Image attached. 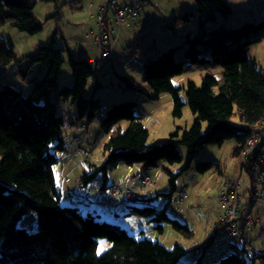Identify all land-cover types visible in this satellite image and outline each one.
I'll return each instance as SVG.
<instances>
[{"label":"trees","instance_id":"trees-1","mask_svg":"<svg viewBox=\"0 0 264 264\" xmlns=\"http://www.w3.org/2000/svg\"><path fill=\"white\" fill-rule=\"evenodd\" d=\"M44 1L57 3L58 0ZM195 3V12L185 13L171 24L174 27L179 23L190 24L195 14L200 17L202 33L193 38L187 36L184 61H175V48L164 51L155 60L145 63L143 78L154 93L153 100L158 101L160 96L167 94L171 97L175 118H182L187 106L196 118L193 127L182 133L177 131L167 143L149 146V131L143 117L136 114L137 104L127 101L112 105L101 120V129L108 137L103 147V163L90 166L91 172L81 177V187H88L98 175H102L100 189H107L108 196L113 198L109 190L114 186L107 185L110 172L122 166H138L140 173H144L158 168L163 162L171 166L180 164L179 146L187 150L186 169H189L205 148H221L236 140L235 157L241 163L242 152L254 128L264 121V69L249 58L247 52L252 44L264 38V20L206 33L204 20L216 19L217 14L227 17L232 10L226 0H195ZM33 9L34 5L29 0H0V28L9 25L29 35L41 33L43 26L34 17ZM65 51L74 85L60 89L58 77L65 63ZM207 53L210 58H201ZM26 59L29 67L39 66L45 70L40 79L30 81L33 84L30 93L25 96L9 86L0 90V264H190L183 262L187 250L179 243L170 250L160 241L137 240L118 225L101 221L91 213L86 215L77 207L62 206L55 167L60 163L57 154L66 152L63 139L65 120L57 115V107L59 103L72 102L77 107V121H86L85 126L88 127L100 112L101 102L85 98L84 94L91 80L95 81L94 89L101 87L96 75L98 66L104 61L98 56L94 66L90 60L76 59L69 49H56L53 39L41 45L37 54ZM19 62L9 43L0 38V65L3 70ZM187 64L206 72L201 86L193 82L182 87L173 84V80L184 73ZM217 69H220L219 75L214 73ZM20 75L27 79V72L21 71ZM130 83H126L129 88L149 97L146 90ZM181 91L186 92L187 105L181 100ZM234 116L239 117L242 127L232 123ZM121 124L127 125L125 131L117 128ZM263 148L264 126L250 162L264 159ZM84 155L86 160L91 158L87 152ZM216 167L220 184L217 200L222 210L220 193L224 181L230 178L212 162L198 163L196 171L205 175ZM165 173L171 185L169 194L165 196L171 202L177 192L175 181L179 174L166 169ZM240 174L241 178L243 174L249 178L247 185L242 181L243 191L247 193L242 205L243 215L252 213L258 201L264 198L255 194L257 183L254 176L246 170ZM146 179L148 182L142 184ZM139 184L137 190H132L136 192V200L126 207L129 215L150 219L160 235L164 233V225L168 224L177 235L191 241L193 231L188 225L172 219L167 207L158 210L151 205V200H143L146 202L143 207L136 205L139 192L146 187H158L150 177L141 178ZM181 192H186L189 199L188 191L178 192L175 209ZM30 212L38 215L37 231L18 227V222ZM219 233L220 230L216 229L214 234ZM252 233L247 235L242 229L239 240H229L231 253L215 264H264V252L248 248L253 244ZM213 236L203 247L214 242L216 237ZM99 239H106L110 244L102 255L97 253Z\"/></svg>","mask_w":264,"mask_h":264},{"label":"rangeland","instance_id":"rangeland-1","mask_svg":"<svg viewBox=\"0 0 264 264\" xmlns=\"http://www.w3.org/2000/svg\"><path fill=\"white\" fill-rule=\"evenodd\" d=\"M34 5L33 15L39 23L42 24L43 30L36 35L22 33L17 29L4 25L0 28V38L6 40L10 47L14 50L18 60V64H12L6 70L0 65V90L5 86L12 87L25 96H27L33 88L30 81L40 79L45 70H41L39 66L29 67V56L35 55L39 51V47L47 44L52 39L55 42L56 49H69L74 58H84L90 60L96 66L98 58V50L94 41V37L99 33L98 14L95 20L92 18L91 0H58L48 2L44 0H29ZM118 7H141L143 12L137 20L123 22L120 28L119 43L112 53L113 63L110 68H103V64L98 66L96 81L101 87L94 89L95 81L91 80L84 94L85 98L99 99L101 102V110L95 120L86 127V121L78 122V111L76 105L72 102L66 104H58L57 115L62 116L65 120L63 128V139L68 153L78 154L80 157L76 166V173L83 168L89 169L90 166H100L103 163V147L108 137L101 129V120L105 116L107 110L115 104L127 101L135 102L138 106L136 114L143 117L144 124L149 131L148 145H160L167 143L170 137L179 131L180 133L190 130L195 123V116L186 106L183 111L182 118L173 116V102L171 97L167 95L160 96L158 101L153 100L154 93L143 82L144 65L148 61L155 60L159 55L175 48L174 59L177 63L184 61V53L187 48L186 38L188 35L194 37L201 34V20L198 15H194L190 24L179 23L177 26H171L175 19L181 18L185 13L195 12V0H116ZM232 12L227 17L220 14L216 15V19L204 20V30L206 33L223 29H233L240 27L245 23H259L264 20V0H226ZM113 12H109L108 18L113 19ZM131 22V23H130ZM130 24V25H129ZM129 25V26H126ZM88 35L93 37L88 39ZM254 40V39H252ZM249 58L255 60L260 67L264 69V38L252 44L248 50ZM87 53V54H86ZM85 54V55H84ZM201 58H210V54L202 55ZM65 63L62 66L58 77V87H73L74 78L72 70L69 66L68 54L64 52ZM104 69V70H103ZM21 71L27 72V79H23L20 75ZM215 75H219L220 69L214 71ZM206 72L187 64L184 73L173 80V84L177 87L187 86L188 83H195L197 86L202 85V77ZM127 79V81H125ZM134 85L139 89L146 90L148 96L140 94L137 90L129 88L126 83ZM132 85V86H133ZM183 103L187 105V96L185 91L180 92ZM232 123L237 127H242L243 123L238 116H234ZM122 131L127 129L126 124H121L117 128ZM205 127V125H204ZM238 144L236 140H231L223 147L211 146L201 151L189 169L187 166V150L184 146H179L182 156L180 164L169 165L165 162L147 172H142L138 176L136 168L120 167L110 172V181L113 179L117 186L125 189L137 190L141 178L150 177L152 181L158 184L157 189L146 187L144 192L138 193L139 201L137 205L146 203L143 200H151V205L162 210H166L174 220H179L182 224L188 225L195 235L194 242L197 247L191 248V241L177 235L174 229L168 224L164 225V229L168 231L165 239H162L160 233L155 229V224L150 219H144L132 214L130 217L122 219H111L107 223L118 225L127 230L128 233L137 240L148 239L158 241L172 250L176 243H179L187 250V255L183 258V262L190 264H215L222 257L231 253L221 234H217L213 243L203 247V244L210 238L212 232H208L209 227H214L218 222V210L220 206L217 203L216 190L212 187L214 179L219 176L217 167L205 175H201L196 171V167L200 162H212L217 164L221 173L230 179L237 178L239 173L238 158L235 157V150ZM91 154L89 160L85 159V153ZM264 152V148H263ZM59 157L68 156V154H57ZM239 165H241L239 161ZM62 168L57 165L55 168ZM165 169L173 174H179L175 183L177 192L173 194L172 201L165 196L169 194L171 185L170 178L165 173ZM59 169L56 170L58 182L61 180ZM136 176V177H134ZM216 180V179H215ZM241 180L249 183L246 174L242 175ZM103 182V176L91 183V187L99 188ZM186 190L189 193V199L184 206V212L191 215L190 222H186L183 213H173L175 211L174 201L177 193ZM67 191H65L66 193ZM195 198L199 199L197 203ZM80 200V199H77ZM190 200V202H189ZM188 203V204H187ZM63 207H77L83 213L86 205L82 201L78 204L69 202V197L64 194L62 198ZM119 214H129V209L120 207ZM261 208V216L263 218L253 230V237L256 244H264V200H259L256 204L253 214L259 215L258 209ZM102 221V220H101ZM19 228H32L37 231L38 215L30 212L22 217L18 222ZM207 230L205 233L204 230ZM180 240V241H179ZM110 248V244L106 239L98 240V255H102ZM200 260V261H199ZM259 264V263H258Z\"/></svg>","mask_w":264,"mask_h":264},{"label":"built area","instance_id":"built-area-1","mask_svg":"<svg viewBox=\"0 0 264 264\" xmlns=\"http://www.w3.org/2000/svg\"><path fill=\"white\" fill-rule=\"evenodd\" d=\"M109 12H113V19H109ZM143 9L141 7H125L120 8L116 0H104L103 4L99 7L98 12V26L99 33L94 37L95 44L97 45L98 56L100 60L108 62L110 54L116 44L117 39L114 34L117 32L115 27H120L123 22L136 20L140 17ZM107 18V23H106ZM118 34V32H117ZM92 37L88 35V39ZM103 68H108V65H103ZM264 126V121L259 123L253 130L250 139L247 141L242 152V160L240 170L235 179H226L220 193V204L222 206V214L219 216L217 222V230L227 240H239L242 237V229L247 235L251 234L256 222L259 220L258 216H254L251 212H245L241 215L243 201L247 193L243 191V182L241 174L246 170L253 175L257 187L255 194L264 198V159L259 161L250 162L251 156L256 150L260 142V131ZM146 179L142 184H146ZM109 195L113 198L119 199V205L123 207H130L136 200V192L132 190H125L123 187L114 186L110 188ZM188 200V194L181 192L177 200V213H181L185 203ZM250 238V237H249ZM250 243H252L250 241ZM251 250V244L248 247Z\"/></svg>","mask_w":264,"mask_h":264},{"label":"crops","instance_id":"crops-1","mask_svg":"<svg viewBox=\"0 0 264 264\" xmlns=\"http://www.w3.org/2000/svg\"><path fill=\"white\" fill-rule=\"evenodd\" d=\"M144 1H146V0H142V2H144ZM80 3H82V0H79V4ZM102 4H103V0H91L90 8H91V11L94 12L92 15V18L94 20H95V16L99 12V7ZM129 25H126V26H129ZM121 27H118V26L115 27L116 31L118 32V34H117V32L114 34L115 38L117 39L116 44H115V46H114V48L110 54V58L108 60H106L108 62H105V61L103 62V65H108V68H110L109 66L112 65V63H113L112 53L119 43L120 28ZM98 31H100V29ZM65 148H66V146H65ZM68 152L69 151L66 148L65 154H68V156H66V157L65 156H63V157L58 156L60 159V163L58 165H61L62 168H59V167L55 168L56 180H57V183H58V186L61 190V195H62L61 196V203H62V198H63L64 194H67L69 197V202L74 203V204H76V203L78 204V201H82L86 205V207L83 208L84 212L91 213V214L97 216L102 221L108 222V220H111L114 218L124 220L125 218L130 217L131 215H129V214H124V215L119 214V211L121 209L120 208L121 206L119 205V200L117 198H110L106 192L107 189L101 190L100 189L101 186L99 188H96V187H91L90 185L88 187H81V177L84 174L91 172L92 168L91 167H89V169H85V168L83 169L82 168L80 170V172L76 173V169L78 168L76 166V164L79 161L80 157L78 156V154H71L70 155V153H68ZM238 163H239V161H238ZM58 169L60 171L59 176H61V180H59V182H58V178H57L58 173L56 174V170H58ZM118 170L123 171L124 169L118 168ZM136 170H137V172L135 174H137L136 176H138L140 174V168H136ZM136 176H134V177H136ZM215 179H214V182L212 184V187H214V189L217 191L216 197L218 199V187L220 184L218 182V178L216 177ZM102 183H101V185H102ZM107 185L108 186H117V184L115 183V181L113 179L110 181V176L107 180ZM119 187H121V186H119ZM65 191H67V192L65 193ZM77 199H80V200H77ZM195 201L198 203L199 199L195 198ZM189 202H190V200H189ZM217 203H218V200H217ZM184 209L185 208H183L181 213H182V215H183V213L185 214V216L184 215L183 216L186 219V222L188 223L192 219V216L189 214L187 215V211L184 212L185 211ZM261 210H262L261 208L258 209V214L260 216L258 224H261L260 221L263 220V218L261 216L262 215ZM253 211H254V209L252 210V213H253ZM173 213H177L176 210L173 211ZM221 214H222V210H221V208H219L217 217L220 216ZM215 230H216V225L214 227H209L208 232H210V233L212 232V235L210 236V238H212L213 235L214 236L216 235V234H214ZM204 231H205V233L207 232L206 229ZM167 235H168V231H166L164 229V233L161 236V238L165 239ZM251 238L253 239V244H252L251 250L255 251V252H264V244H261V245L256 244L253 235H251ZM162 239H160L158 241L161 242ZM194 240H195V235H194L193 239L191 240V248L197 247V243L194 242ZM225 241H226V244H224V245L228 246L229 240L225 239Z\"/></svg>","mask_w":264,"mask_h":264},{"label":"snow or ice","instance_id":"snow-or-ice-1","mask_svg":"<svg viewBox=\"0 0 264 264\" xmlns=\"http://www.w3.org/2000/svg\"><path fill=\"white\" fill-rule=\"evenodd\" d=\"M99 254V253H98Z\"/></svg>","mask_w":264,"mask_h":264}]
</instances>
